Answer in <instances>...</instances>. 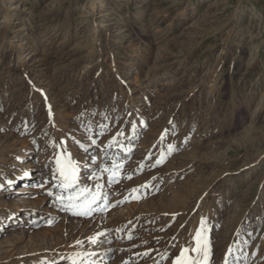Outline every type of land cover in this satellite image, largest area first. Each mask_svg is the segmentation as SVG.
Returning a JSON list of instances; mask_svg holds the SVG:
<instances>
[{
  "label": "rangeland",
  "instance_id": "1",
  "mask_svg": "<svg viewBox=\"0 0 264 264\" xmlns=\"http://www.w3.org/2000/svg\"><path fill=\"white\" fill-rule=\"evenodd\" d=\"M101 121L98 143L122 127L131 152L109 149L121 178L99 181L116 206L76 216L46 194L51 182L34 185L50 177V138L87 142L81 123ZM167 144L175 151L150 167ZM68 150L95 192L88 177L111 159ZM0 184V264H69V252L171 264L172 237L186 243L201 217L209 264L230 247L229 264H264V0H0Z\"/></svg>",
  "mask_w": 264,
  "mask_h": 264
},
{
  "label": "snow or ice",
  "instance_id": "2",
  "mask_svg": "<svg viewBox=\"0 0 264 264\" xmlns=\"http://www.w3.org/2000/svg\"><path fill=\"white\" fill-rule=\"evenodd\" d=\"M95 115V113H93ZM51 108L49 107V123H52L51 120ZM77 119H80L78 116ZM104 119H108L107 116ZM142 123V122H141ZM171 123V122H169ZM55 127L54 124H52ZM81 128L86 133L87 142L80 139H76L70 134L64 138L62 137L59 141H56L54 138L48 140V147L53 149L52 155L48 158L47 163L44 165L46 168L50 166V177L44 178L42 181L36 183L34 186L39 189H45V185H48L51 182V187L46 189V194L49 197L54 196L55 200L58 202L60 207L63 210L71 212L76 216H90L93 211L100 210L106 211L110 207H115V204H110L108 194L106 192H101V189L104 187L101 181L104 174H107V184L110 187L113 183H118L120 180V171L123 168V162L121 158L113 154L111 157L107 156L109 149L119 148L125 156L131 152V148L126 146L124 143L125 139H131V137L126 136L125 130L121 127L119 131L116 132L114 136L111 137L106 143H98L99 138L105 135L106 131H110L109 125L104 122H98L96 127L93 128L92 123L87 124L81 123ZM136 122H131V130L135 132ZM168 130L165 129V132L161 134L160 142L166 138ZM47 135L46 131L44 132ZM174 134V133H173ZM119 138V139H118ZM68 140H71L74 145L84 154L83 160H91L93 165L97 161V154L95 150L98 148L101 154V159H111V167L107 164L101 163L98 168L92 171L91 175L88 177L90 180L97 181L95 187L96 191L93 192L87 186L80 185V172H81V163L82 161L78 158H74L72 153L68 150ZM35 143V141H33ZM155 147V145H154ZM175 151V145L167 144L166 151L161 150L158 158L155 159L153 163L150 164V167H157L162 164L168 155H171ZM146 160H152L151 154L145 157ZM84 167H88L87 163H84ZM143 162H141L140 171L143 170ZM30 173L28 171L23 172L22 177L17 179H22L28 177ZM126 179H131L132 175L129 174ZM14 183L12 180H7L6 184L11 186ZM5 184H0V188H3ZM150 183H145L141 187L148 189L150 188ZM58 189L56 193H53L52 189ZM139 192V188H134L131 190V199L139 200L141 196L136 195ZM66 193V194H65ZM103 199V204L97 205V201ZM129 197H125L124 200L119 201L118 203L123 204L128 201ZM93 205H97V208H93ZM177 214H173V220ZM52 223V221H49ZM169 225L168 227H170ZM183 228L184 225H181ZM164 229H160L163 231ZM122 231V229H121ZM208 227H207V218L201 217L199 220V226L189 233V240L186 243H180L176 236L172 237V243L170 245L171 250H165L161 256V260H171V264H209V259L211 256V242L208 238ZM103 235V233L97 234ZM132 235H128V239H132ZM88 241L90 243H97L95 237H89ZM84 242L77 240V245H82ZM177 244H179L178 254H174ZM149 251H152L151 249ZM149 251L143 253L144 256L149 255ZM233 253V249L230 247L228 253L225 255L224 264H229L228 256ZM77 257L73 258L72 264H77ZM50 264H56L55 261L50 262ZM125 264H128L125 261ZM156 264H160V261H157Z\"/></svg>",
  "mask_w": 264,
  "mask_h": 264
},
{
  "label": "bare ground",
  "instance_id": "3",
  "mask_svg": "<svg viewBox=\"0 0 264 264\" xmlns=\"http://www.w3.org/2000/svg\"><path fill=\"white\" fill-rule=\"evenodd\" d=\"M83 163V162H82ZM28 188H26L25 186H20L19 187V191H24ZM118 231V229H117ZM79 254V258L77 259V264H100V263H96L97 259H101L103 256V253L101 252H97L96 254L94 253L93 256H86V255H82L81 253L78 252H69L67 253V258L69 260V264H72L73 262V258L77 257V255ZM96 257V258H94ZM95 262V263H92Z\"/></svg>",
  "mask_w": 264,
  "mask_h": 264
}]
</instances>
